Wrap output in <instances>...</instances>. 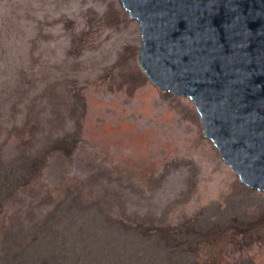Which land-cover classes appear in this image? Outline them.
Instances as JSON below:
<instances>
[{
  "label": "rangeland",
  "instance_id": "374dc122",
  "mask_svg": "<svg viewBox=\"0 0 264 264\" xmlns=\"http://www.w3.org/2000/svg\"><path fill=\"white\" fill-rule=\"evenodd\" d=\"M140 47L119 0H0V264H264V194Z\"/></svg>",
  "mask_w": 264,
  "mask_h": 264
},
{
  "label": "water",
  "instance_id": "95a60500",
  "mask_svg": "<svg viewBox=\"0 0 264 264\" xmlns=\"http://www.w3.org/2000/svg\"><path fill=\"white\" fill-rule=\"evenodd\" d=\"M119 3L151 84L192 102L221 160L264 194V0Z\"/></svg>",
  "mask_w": 264,
  "mask_h": 264
},
{
  "label": "trees",
  "instance_id": "16d2710c",
  "mask_svg": "<svg viewBox=\"0 0 264 264\" xmlns=\"http://www.w3.org/2000/svg\"><path fill=\"white\" fill-rule=\"evenodd\" d=\"M14 83L17 85L14 86L15 90L19 89L18 84L20 85V82L14 81ZM22 85V84H21ZM20 93V92H17ZM45 241L48 242L49 247L52 249L50 250V248L47 247V249L44 250L43 247H39L37 250L35 249L34 251V259L36 261V264H39L42 262V264H54V262L56 261V259H58V257H66L68 255V253L70 252V247L69 244L67 243V241H64L63 243L54 246L57 241L53 238V239H45ZM53 253V258H50V255H52ZM75 253V254H74ZM77 256V257H76ZM77 262H81L82 264H86V255L77 252L71 247V256L69 258L68 263L69 264H77Z\"/></svg>",
  "mask_w": 264,
  "mask_h": 264
}]
</instances>
